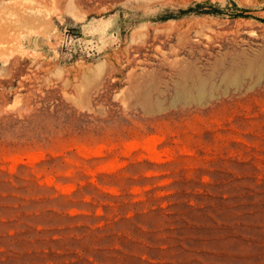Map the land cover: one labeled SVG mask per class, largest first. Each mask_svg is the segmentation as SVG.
Segmentation results:
<instances>
[{
    "label": "rangeland",
    "instance_id": "obj_1",
    "mask_svg": "<svg viewBox=\"0 0 264 264\" xmlns=\"http://www.w3.org/2000/svg\"><path fill=\"white\" fill-rule=\"evenodd\" d=\"M0 264H264V0H0Z\"/></svg>",
    "mask_w": 264,
    "mask_h": 264
},
{
    "label": "bare ground",
    "instance_id": "obj_2",
    "mask_svg": "<svg viewBox=\"0 0 264 264\" xmlns=\"http://www.w3.org/2000/svg\"><path fill=\"white\" fill-rule=\"evenodd\" d=\"M2 49H4V48H2ZM202 91H203V90H202ZM198 93H200V92H198ZM204 95H205V94H204ZM199 96H200V95H199ZM147 141H148V140H147ZM147 146H150V145H147ZM152 146H153V145H152ZM147 148H148V147H147ZM151 150L154 151V149H151ZM151 150H150V151H151ZM151 152H152V151H151Z\"/></svg>",
    "mask_w": 264,
    "mask_h": 264
},
{
    "label": "water",
    "instance_id": "obj_3",
    "mask_svg": "<svg viewBox=\"0 0 264 264\" xmlns=\"http://www.w3.org/2000/svg\"><path fill=\"white\" fill-rule=\"evenodd\" d=\"M74 32H76V33H80V32H81V30H80V29H78V30H75Z\"/></svg>",
    "mask_w": 264,
    "mask_h": 264
}]
</instances>
